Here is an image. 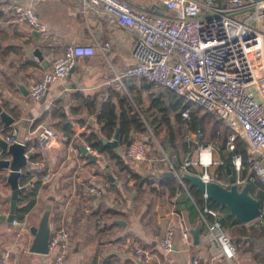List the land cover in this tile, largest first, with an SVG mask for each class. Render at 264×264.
Returning a JSON list of instances; mask_svg holds the SVG:
<instances>
[{"label": "crops", "instance_id": "0c3cea01", "mask_svg": "<svg viewBox=\"0 0 264 264\" xmlns=\"http://www.w3.org/2000/svg\"><path fill=\"white\" fill-rule=\"evenodd\" d=\"M126 1L136 9L160 14L167 12L163 5L155 6L154 0ZM14 3L31 5L39 18L48 24L47 31L33 30L25 22L14 19L11 12ZM106 41L109 46L102 47ZM69 43L90 45L93 54L80 56L63 79L49 85L43 98L30 99L27 95L29 83L48 69L51 56ZM132 43L133 34L127 28L108 24L102 10L85 5L82 0L0 1V109L14 119L8 126H4L0 119V137L15 127L16 137L24 139L29 129L35 130L40 125L51 126L58 133L54 144L39 156L40 165L32 168L30 186L22 191L27 193L34 189L33 206L22 218L16 217L14 212L13 217L26 228L20 236L15 233L17 227L10 222L13 218H9L11 189L3 178L5 168L0 167V247L9 249L8 264H41L48 260L46 253L29 249L34 238L30 229L38 226L44 212H48L50 231L64 226L69 232L65 264H136L132 253L135 244L150 248L157 258L162 259L154 238L168 226L170 208L166 211L160 209L158 214L156 211L152 213L153 224L142 222L141 217L146 214L134 216V204L142 199L137 198V193L130 195L121 190V184L110 176L111 173L125 172L116 158L94 148L95 159L86 157L80 150L78 154L67 150L68 142L77 140L78 136L86 140L90 131H99L97 117L100 108L108 99L116 103L110 91H124L127 80L131 90L128 87L126 94H131L135 101L130 102L127 110L131 114L142 111L147 120L141 121L140 126H132L129 139L144 140L148 150L153 148L157 152L156 146L168 148V142L173 141L172 126H156L152 122V114L156 111L154 101L162 107L174 103V98L167 96L169 90L150 82V85H145L140 78L114 79L115 71L134 62ZM116 98L118 101L119 97ZM54 107L63 116H51L50 111ZM169 118L173 124V112H169ZM28 146L39 152L32 136ZM119 148L122 147L118 146L117 150ZM85 157L86 162L83 160ZM155 162L156 157L140 162V171L155 172ZM47 172L52 176L42 181L40 176ZM93 173L108 182L102 197L90 195L86 190ZM141 187H144V182ZM182 213L187 219L186 213ZM205 231L206 226L201 224L200 238ZM193 252L199 255L201 264H264L263 257L253 259L248 252L245 261L238 260L237 252L231 259L223 254H213L200 241L185 249L179 230L175 228L173 251L169 255L171 264H186ZM146 264L160 263L154 259Z\"/></svg>", "mask_w": 264, "mask_h": 264}, {"label": "built area", "instance_id": "2783aa9c", "mask_svg": "<svg viewBox=\"0 0 264 264\" xmlns=\"http://www.w3.org/2000/svg\"><path fill=\"white\" fill-rule=\"evenodd\" d=\"M83 4L103 11L108 24L120 25L133 34L132 55L134 62L115 71L114 79H144L155 86H162L172 91L189 105L181 110L182 119L190 118L191 108L201 106L230 130L226 133V145L234 149L235 138L239 136L246 148L247 174L240 176L242 169L241 154L235 153L231 164L236 172L234 183L242 187L247 181H257L264 189V31L260 21L264 18V0H154L155 6L163 5L166 13H155L134 8L126 0H82ZM14 19L25 22L39 32H46L48 24L43 22L31 5L14 3L11 9ZM109 42L102 43L108 47ZM90 45L67 44L60 52L51 56L50 67L29 83L27 95L32 100L44 97L50 84L63 79L76 64L80 56L92 55ZM96 118V117H95ZM94 118V119H95ZM15 127L3 138L8 143L24 145L25 165L20 168L33 174V169L40 165L39 156L43 155L58 138L57 131L51 126H38L29 129L27 137H16ZM30 136L38 146V158H33V151L27 148ZM200 129L186 130L185 141L199 147L198 158L188 157L178 162L174 155L161 156L163 165L156 159L155 172L142 173L140 162L148 160V147L144 140L129 139L123 159L125 164L137 174L146 177L172 171L177 176L179 187L171 194L169 201L171 218L161 235L155 241L162 253L157 258L153 251L135 244L132 253L136 264H146L157 260L160 264H171L169 255L173 251V235L177 228L185 243V249L192 245L190 226L181 210L178 200L186 189L182 173L188 166H200V175L204 180H215L224 186L232 182L229 179H215L209 171L214 162L211 157V145L201 141ZM77 137L68 142L67 150L78 154L81 144L87 153H95L86 140ZM111 139V138H109ZM208 153L202 157L203 151ZM86 156V154H83ZM11 159V156H7ZM87 157V156H86ZM84 158L86 162L87 158ZM89 158V157H88ZM5 168L3 174L8 173ZM193 173V172H191ZM51 172L43 173L42 181H47ZM111 178L119 183L121 173H111ZM107 181L98 178L96 173L86 185L88 194L95 197L104 195ZM203 196L200 222L206 231L199 241L206 244L213 254H223L227 259L236 255V247L224 232L217 220V211L209 206L208 196ZM264 214V209H262ZM207 216L212 217L209 220ZM16 226V235L20 236L26 228L16 218L11 219ZM49 258L41 264H65L69 247V232L60 226L49 232ZM10 252L7 247H0V264H8ZM186 264H201L196 252L190 253Z\"/></svg>", "mask_w": 264, "mask_h": 264}, {"label": "trees", "instance_id": "16d2710c", "mask_svg": "<svg viewBox=\"0 0 264 264\" xmlns=\"http://www.w3.org/2000/svg\"><path fill=\"white\" fill-rule=\"evenodd\" d=\"M140 81H142L145 85L149 84V82L144 79ZM127 82L128 80L124 85V92L128 93L129 86H127ZM129 89L131 90L130 87ZM127 96L130 97V95ZM167 96L173 97L174 103L162 107L154 101L153 104L155 105L156 111L152 114L154 118V121L152 122H155L156 126L160 124L167 125V127L172 126L174 136L172 137L173 141L171 145H173L174 148L177 147V142L183 140L184 130L186 131L187 129H190L195 131L200 129L204 135V140L212 143L216 159L222 161L217 165L212 173L210 172L213 178L221 180L230 179V176L235 178L236 172L231 164V158L235 153L241 154L242 169L239 174L240 176H246V148L243 140L237 136L235 138L234 149H229L226 145V133L230 130L228 127L224 126L210 112L206 111L201 106L191 108L190 118L188 120L182 119L180 115L181 110L185 104L189 102L172 91H169ZM123 98L124 96L122 98L119 96V100L116 101V103L112 102L110 99L104 101L97 117L100 122L99 131H90V135L86 139L87 143L91 147L99 152H106L110 158H116L117 161L120 162V165L125 164L123 156L128 146L129 130L133 125L140 126L141 121L147 122L142 111L141 113L134 112L131 114L128 111L129 108H127L128 110L123 108L121 106V100H123ZM183 99L186 102L183 103ZM131 101L132 103L135 102L132 96L127 98L128 105ZM169 112H173V124L170 123ZM50 114L51 116H63L61 111L55 107L51 109ZM63 119H65V117H63ZM60 128L65 131L62 127ZM116 129L119 130V141L116 147H110L102 141V138H111ZM66 134L70 136V133ZM122 143V148L117 150L118 146H121ZM183 147H186V144H184ZM27 148H29L28 145ZM38 153L39 152L37 150L33 151V158L37 159ZM179 159L182 160L181 157ZM187 169L193 173L200 171L194 165L188 166ZM31 177L32 176L29 171L21 174L19 177L20 185L29 184L30 186L29 180ZM149 180L157 181L163 187L166 186L170 194L176 191L179 187L178 178L175 175L162 176L152 174ZM183 181L186 189L181 192L177 203L178 209L185 212L188 221L194 225L201 218V209L204 204L203 196L195 186L189 183V181L186 179H183ZM249 183L250 193L261 200V209H264V189L257 181H250ZM34 193V189L29 190L27 193H19L17 197V207L15 209L16 217L22 218L23 214L33 206L35 196ZM208 203L211 208L217 211V220L220 222L222 228H230L232 233L238 237L236 238L237 241L242 239L241 244L238 245L241 246L239 248L241 253L244 251L250 253L253 259L264 258V222H262V220L254 221L253 223L245 225L236 220L226 207L219 205L210 198H208ZM207 218L212 220V217L210 216H207Z\"/></svg>", "mask_w": 264, "mask_h": 264}, {"label": "water", "instance_id": "95a60500", "mask_svg": "<svg viewBox=\"0 0 264 264\" xmlns=\"http://www.w3.org/2000/svg\"><path fill=\"white\" fill-rule=\"evenodd\" d=\"M264 11V8L262 9ZM264 19V18H263ZM264 22V21H263ZM0 119L4 126H8L13 122V117L0 109ZM119 130L116 129L111 139L102 138V141L110 147H116L118 144ZM129 143V141H128ZM80 151L86 154L90 159H95V155L87 153L85 148L80 144ZM24 145L14 142L8 143L3 137H0V167L9 168L8 173L3 175V178L10 186V210L9 218L13 217L17 207V197L19 193L29 187V184L20 185L19 177L21 176L20 168L25 165L23 159ZM7 154H10L11 159H8ZM191 155L188 156L190 159ZM162 176H173L172 171H164L160 173ZM182 178L189 181L195 186L202 194L214 200L221 206L228 209L230 214L234 216L240 223L246 224L259 217L264 222V214L262 215L261 200L253 196L249 191V181L245 182L242 187H238L234 183V177L230 176L232 182L228 187L222 185L215 180H204L200 175L191 172H183ZM183 204V201H182ZM201 222L191 227L190 232L192 242L194 244L199 242ZM31 232L34 235L33 241L30 244V251L38 253H47L48 251V212H44L38 226L31 227Z\"/></svg>", "mask_w": 264, "mask_h": 264}, {"label": "rangeland", "instance_id": "374dc122", "mask_svg": "<svg viewBox=\"0 0 264 264\" xmlns=\"http://www.w3.org/2000/svg\"><path fill=\"white\" fill-rule=\"evenodd\" d=\"M263 21H264V19H262L260 21V23H261L262 29L264 31V22ZM263 41H264V38H263ZM125 94H126V92L122 91L121 89L111 90L110 91V95L115 96L114 100H116V101H117L116 97L120 96L122 98L124 96L123 100H121L122 101L121 106L123 108L127 109V108H129V105L127 103V98H130L132 95L129 94L130 95V97H129V96L125 95ZM182 102L184 103L186 101L183 99ZM188 105L189 104L187 103V104H185L184 107H186ZM185 133H186V131L184 130V132H183V140L177 142V147L176 148H174L173 145H171L172 142L169 141L168 142V145H169L168 148H165V147L159 148V147L156 146V148L158 149V152H157V150H155L153 148H152V150L150 149L149 153H148L149 158L153 159V157H156V159H159L160 162L163 165H165L162 162V160H161V156L163 154L167 155L168 157H170L171 155H174L177 158L178 162H180V163H182L189 155H191V158L193 160L197 159L198 155H199V147L195 143H193V144L191 142L187 143L185 141ZM200 140L205 142V143H210V142H207L206 140H204L203 133H202V136H201ZM184 144H186V147H183ZM210 145H211L212 161L213 160H217L216 159V155L214 154L212 143H210ZM122 146H123V143L121 144V147ZM151 151H153V153ZM180 157H181L182 160L179 159ZM217 165L218 164H215L214 162H212L209 165V171L212 173L215 170V168L217 167ZM122 166H124L125 172H123L121 174V178H122V181L120 182L121 190H123V191L125 190L126 193L130 194V195H133V193H137L138 194L137 198L138 199L139 198L142 199V200H136L137 202L134 204V216L135 217H137V216L139 217V215L142 216L143 213H144L146 215L143 218L141 217V221L145 222L147 224L149 222H152V224H153V221H155V219H153V214L152 213H155V211H156L157 214H158V211L160 209H164L166 211L167 208H169L168 204H169V201L171 199V194H170L169 190L167 188H165V187L157 185L156 182L154 183V181H150L149 177L144 176L142 173L137 174L136 172H133L132 169H130V167H128L126 164L120 165V167H122ZM196 168L200 170V166L199 165H197ZM142 182H144V187H141V183ZM127 186L130 187V188H128ZM147 201H148V204H146ZM161 205L164 206V207L162 208ZM258 220H259V218H257L254 221H258ZM251 222H249V224ZM246 225H248V223ZM223 230L226 233V235L229 237L230 241L235 245L236 252H237V255H238V260L245 261L246 257H247L246 254H248V253L246 251L241 253V251L239 250V248L241 246H238V245L241 244L242 239L237 241L236 238H238V237L234 233H232L230 228H223ZM237 242H238V244H237Z\"/></svg>", "mask_w": 264, "mask_h": 264}, {"label": "bare ground", "instance_id": "6f19581e", "mask_svg": "<svg viewBox=\"0 0 264 264\" xmlns=\"http://www.w3.org/2000/svg\"><path fill=\"white\" fill-rule=\"evenodd\" d=\"M202 157H203V158H207V157H208L207 150H206V151H203V153H202Z\"/></svg>", "mask_w": 264, "mask_h": 264}]
</instances>
